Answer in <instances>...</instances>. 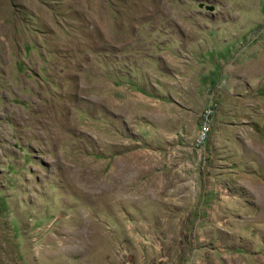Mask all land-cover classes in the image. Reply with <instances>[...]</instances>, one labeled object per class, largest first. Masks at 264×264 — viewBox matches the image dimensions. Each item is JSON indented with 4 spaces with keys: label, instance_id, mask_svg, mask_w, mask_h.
Segmentation results:
<instances>
[{
    "label": "rangeland",
    "instance_id": "rangeland-1",
    "mask_svg": "<svg viewBox=\"0 0 264 264\" xmlns=\"http://www.w3.org/2000/svg\"><path fill=\"white\" fill-rule=\"evenodd\" d=\"M0 264H264V0H0Z\"/></svg>",
    "mask_w": 264,
    "mask_h": 264
},
{
    "label": "built area",
    "instance_id": "built-area-1",
    "mask_svg": "<svg viewBox=\"0 0 264 264\" xmlns=\"http://www.w3.org/2000/svg\"><path fill=\"white\" fill-rule=\"evenodd\" d=\"M209 132V123L205 120L198 124L197 134H196V143H203Z\"/></svg>",
    "mask_w": 264,
    "mask_h": 264
},
{
    "label": "bare ground",
    "instance_id": "bare-ground-1",
    "mask_svg": "<svg viewBox=\"0 0 264 264\" xmlns=\"http://www.w3.org/2000/svg\"><path fill=\"white\" fill-rule=\"evenodd\" d=\"M56 125V124H55ZM63 126L62 123H60L59 121L57 122V128H61ZM63 128V127H62Z\"/></svg>",
    "mask_w": 264,
    "mask_h": 264
}]
</instances>
